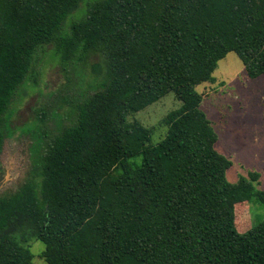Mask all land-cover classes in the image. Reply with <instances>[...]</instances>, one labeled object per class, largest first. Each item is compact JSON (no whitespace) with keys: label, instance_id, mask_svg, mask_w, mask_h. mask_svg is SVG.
<instances>
[{"label":"trees","instance_id":"trees-1","mask_svg":"<svg viewBox=\"0 0 264 264\" xmlns=\"http://www.w3.org/2000/svg\"><path fill=\"white\" fill-rule=\"evenodd\" d=\"M82 1L0 0V156L50 47L65 70L100 59L34 141L23 182L0 193V264H34L33 240L46 264H264V219L242 221L264 205L260 175L227 179L197 90L229 53L264 77V0H95L67 25ZM170 93L181 106L153 144L130 117Z\"/></svg>","mask_w":264,"mask_h":264},{"label":"rangeland","instance_id":"rangeland-1","mask_svg":"<svg viewBox=\"0 0 264 264\" xmlns=\"http://www.w3.org/2000/svg\"><path fill=\"white\" fill-rule=\"evenodd\" d=\"M95 0H83L79 8L67 17L68 25L73 20L86 17L88 4ZM65 25V26H67ZM39 70L41 76L36 88L28 87L22 93L20 102L13 108L11 125L13 132L3 146L0 156V193L15 190L24 180L31 161V147L41 137L42 129L53 130L57 127L54 112L67 117L70 108L66 99L75 98L79 91L92 84L94 76L91 66L100 62L92 56L87 66L74 65L65 70L58 56L50 47L41 56ZM216 84H204L197 88L206 96L202 110L217 133V150L232 161L227 179L237 183L241 177L248 178L250 173L260 175L258 188L264 190V77L251 79L244 65L235 53H229L219 62L214 73ZM223 83L222 86H220ZM181 106L174 93L130 117L137 119L152 131V143L160 142L167 133L163 119ZM49 115L47 127L39 123V112ZM140 164L141 158L133 159ZM132 162V161H131ZM243 223L252 226L264 219V205L256 200L243 208ZM34 264H46L40 257L45 245L37 240L30 242Z\"/></svg>","mask_w":264,"mask_h":264}]
</instances>
